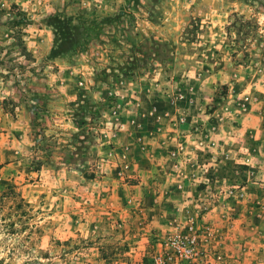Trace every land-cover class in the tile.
<instances>
[{"label": "rangeland", "instance_id": "1", "mask_svg": "<svg viewBox=\"0 0 264 264\" xmlns=\"http://www.w3.org/2000/svg\"><path fill=\"white\" fill-rule=\"evenodd\" d=\"M0 264H264V0H0Z\"/></svg>", "mask_w": 264, "mask_h": 264}, {"label": "trees", "instance_id": "2", "mask_svg": "<svg viewBox=\"0 0 264 264\" xmlns=\"http://www.w3.org/2000/svg\"><path fill=\"white\" fill-rule=\"evenodd\" d=\"M14 19L16 20L15 22H16V24L17 25H21L22 23H24L25 22V17H18V14H15L14 15ZM226 88V87H225ZM227 89V88H226ZM81 123H83V121H81ZM80 123V124H81Z\"/></svg>", "mask_w": 264, "mask_h": 264}, {"label": "built area", "instance_id": "3", "mask_svg": "<svg viewBox=\"0 0 264 264\" xmlns=\"http://www.w3.org/2000/svg\"><path fill=\"white\" fill-rule=\"evenodd\" d=\"M199 144H200V146H204L205 142L204 141H200Z\"/></svg>", "mask_w": 264, "mask_h": 264}]
</instances>
